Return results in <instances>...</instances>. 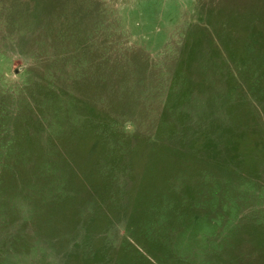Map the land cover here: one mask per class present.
I'll return each instance as SVG.
<instances>
[{
    "label": "rangeland",
    "instance_id": "rangeland-1",
    "mask_svg": "<svg viewBox=\"0 0 264 264\" xmlns=\"http://www.w3.org/2000/svg\"><path fill=\"white\" fill-rule=\"evenodd\" d=\"M0 264H264V0H0Z\"/></svg>",
    "mask_w": 264,
    "mask_h": 264
}]
</instances>
